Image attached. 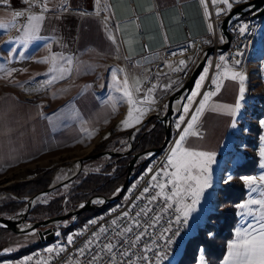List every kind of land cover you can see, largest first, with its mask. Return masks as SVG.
<instances>
[{
    "label": "crops",
    "instance_id": "obj_1",
    "mask_svg": "<svg viewBox=\"0 0 264 264\" xmlns=\"http://www.w3.org/2000/svg\"><path fill=\"white\" fill-rule=\"evenodd\" d=\"M155 1L160 9L171 7L176 3L175 0ZM184 1H189L191 6L196 4L195 0H181V2ZM210 2L209 0L207 9L209 13H211L210 7L216 9ZM72 4L74 0H49V11L44 13L45 19L30 41L25 40L27 18L31 15H40L41 9L24 2L10 3L9 8L0 7V33L5 30L7 32L5 39L14 36L21 47V54L14 60L18 64L15 72L9 74L8 79L0 80V181L17 172L30 176L28 178L30 179L31 172L39 168L52 167L51 169L58 170L57 164L64 159V155L80 149V144H89L91 148L101 144L100 142L106 136L105 127L112 128L116 125L121 128L116 129V134L111 136L109 133L105 137V139L120 140L119 143H121L124 139L122 135L124 131L132 132L156 112L151 108L144 114L139 124L134 127H122L123 121L127 119L129 105L122 99V94L116 91L111 77L114 67L124 68V53L114 26L110 0L100 1L104 9V12L100 10L101 13L96 10L94 0L93 14L86 17L83 13L72 10L70 8ZM200 8L206 17L204 7L201 5ZM195 9H189V13L193 16H196L198 12ZM16 12H21L23 15L17 17L14 15ZM221 17L222 15L218 19ZM107 20L110 21L112 27L107 24ZM110 36L115 37L116 43H113ZM131 37L127 44L128 49L133 52L141 51L142 46L134 38V33H131ZM36 40L38 41L36 58L30 56L26 58V48L34 44ZM46 47L50 57L53 55L73 57L81 54L83 61H90V63L99 59L98 61L103 64V74H97V70L95 74L93 72V76L86 79V89L80 95L77 92L74 99V94L70 91H67L64 96L52 97L49 92L60 88L66 80L61 78L59 72H50L51 62H43L50 61V58L46 56ZM15 52H17L16 49ZM6 56H9V65L13 60L12 50H9ZM63 62V60L58 61L57 67H63ZM92 64L90 66L95 65ZM53 75L57 77L55 80H53ZM118 75L123 80L124 73ZM204 87L205 85L201 88L200 95ZM101 88L110 90L113 93L112 96L115 97L106 98L103 102L98 101L96 92ZM26 94H45L44 102L47 101V103L42 106L38 104L39 101L32 102L33 99L25 98ZM238 95V83L225 80L223 88L211 99L198 121L197 131L200 136L188 137L185 146H191L200 151L215 152L218 155L224 149L232 133L234 121V116L226 114L222 106L234 105L238 100ZM195 99L199 102L201 98L198 96ZM68 104L70 107L67 108L66 113H72L77 118L71 123L72 125L65 126L68 124L62 123L59 119L48 121L45 117L44 113L56 111ZM214 107L216 110H212ZM99 128L102 130L96 134ZM180 131L181 127L179 133ZM85 147L82 146L81 149ZM28 179L25 178L23 181ZM9 260H3L0 264H13L14 259Z\"/></svg>",
    "mask_w": 264,
    "mask_h": 264
},
{
    "label": "rangeland",
    "instance_id": "obj_2",
    "mask_svg": "<svg viewBox=\"0 0 264 264\" xmlns=\"http://www.w3.org/2000/svg\"><path fill=\"white\" fill-rule=\"evenodd\" d=\"M249 1L251 0H242L241 3L234 4L233 7H236L240 4H243ZM20 2H23V1L22 0H13V1L7 0V3H5V0H0V7L9 8L8 5L10 3L15 4V3H20ZM93 3H94V0H93ZM29 6H33V5L30 4ZM92 7H93V4H92ZM70 8L72 10L83 13L85 17L90 16L92 13V10H89V0H74V4H72ZM95 8L97 11L99 10L100 13L101 11L104 12V9H102V5H100V3L97 4L96 0H95ZM226 15L223 14L220 19L217 18V27H218V35H219V43H220L219 45H222L224 42V38H223V41L221 40V37L223 36L220 31V26H221L222 20L225 18ZM247 17L243 19H252L251 16H247ZM253 20H256L258 23V32H257V38L255 41V44L249 50L246 61L242 65V67L239 68L235 66L237 70L242 71L247 77L245 81V87H246L245 97H244V100L241 101L242 107L239 113L236 116H234L233 122L235 123V127L232 126V133L227 139L224 149L218 155L216 154V162L211 166L212 168V187L205 190L199 204L196 206V210L192 212L191 216L189 217L186 232L176 241V245H175L176 249H175L173 258H171L167 262V264H212L207 258L204 249L206 245H208L211 252L218 250L221 244L219 243L218 240L215 241L214 238L220 233H223V237H225L226 232L229 231L228 229H226L225 231V225L227 224V219H228V215L226 214V211L229 212L231 208L232 209L234 207L237 208L236 210L237 223L233 230V237L228 242L226 255L224 259L220 262V264H226V261L228 260L229 245L236 239L237 230L246 229L250 225H255L258 227L259 213H260L259 207L255 205L252 206L253 212L255 213L254 215L248 214V209H241L239 207V205L244 204L248 200L260 199L261 198L260 193L261 191H264V184L258 183V185L254 186L256 190L253 191L244 183L245 178L259 177L261 175H264V157H261V152L264 151V19H253ZM106 22L110 27H112L108 23L110 21L107 20ZM28 24H29V21L27 18V25ZM230 28H229V32H230ZM6 36H7V32L3 30L0 33V43H1L0 45V80H3V78L8 79V75L11 74L12 72H15L16 67H18V64H16L14 60L21 54L20 52L21 47L18 45L19 44L18 40H16L14 36H10L7 39H5ZM231 43H232V39H231ZM37 44H38V41L36 40L34 41V44H31L28 48H26L27 49L26 55H25L26 58L29 56L31 58H36V45ZM217 47H213V48L217 49ZM15 49L17 52H15ZM9 50H12L13 60L8 65L9 56L7 57L6 55ZM45 50H46V56L49 59L50 54L47 52V47ZM216 53L217 51H215L209 57L204 70L200 74L201 76L205 72H207V78L203 82L202 88L204 85L206 86L209 80H212L216 75V73H214L213 77H211L213 74V67H214L212 58ZM218 53H221V52H218ZM70 58L72 59L71 65H67L65 61L63 62L64 63L63 67H67L70 71V74L65 73L63 76H61V78H64L66 81L57 90H51L49 92V94L52 97H55V96L61 97L67 94L66 93L67 91H70L72 92V94H74L73 95L74 96L73 99H74L76 98L77 92H79L78 95H80L82 91L86 89V84H87L86 79H89V76L90 77L93 76V72L95 74V71L97 70L96 71L97 74H101V75L103 74V71H104L103 64L98 61L99 59H97L96 61L93 60L92 62L93 64H92L90 63V61L84 62L81 54H78V55L76 54ZM196 63L193 66H195ZM91 64L92 65L95 64V65L90 66ZM229 65H233V63H229ZM123 67H124L123 69L126 72L124 59H123ZM115 69L116 68L114 67L113 70ZM193 69L194 67L192 68V71ZM137 74H138V71L130 72L129 75L127 74L129 77L130 84H132L134 78H137ZM35 77H37V75H35ZM32 82L33 84H36L34 83L35 81H32ZM197 82H199V79L197 80ZM4 86H7V85H4ZM113 86L115 87L114 83H113ZM183 86L176 89L175 92L180 90ZM104 88H101L96 92V98L100 102H103L106 98L110 97V99H112L115 97V96H112L113 93L110 90H107ZM201 90L202 89H200V91ZM204 92H205V87L200 95V98L202 97ZM44 95L45 94H26L25 98L33 99L34 101L32 102L39 101L38 104L44 106L47 103V101L44 102V100L46 99L44 98ZM171 96H169L167 100ZM167 100L160 107L150 106L152 109L156 111L155 113H152V114H159L163 112L164 106ZM68 107H70V104H68L66 107L64 106L62 108H58L56 111L44 113V115L48 121H55L56 119H59L62 121V123L68 124L65 126H69V125H72L71 123L75 122L77 118H76V115L73 116L72 113H66ZM194 110H193V105H192L191 110L189 111L188 115L184 119V123H185V121L189 117L186 124L184 123L180 124L179 127L177 125L179 122L180 115H183V112L181 111L176 116V118L173 121V131H172V135H171V138L168 144L171 141H174V143L177 142L179 136L183 132V129L186 127L187 123L189 122V119L191 115L193 114ZM159 126H162L164 128V125L162 123H157L156 120L153 119L134 136L133 152H132L133 154L139 153V152H136V147H137L136 138L138 137V135L142 134V136L144 137L145 135L151 133L156 127H159ZM180 127H181V131L179 133ZM105 128H106V131L104 132L106 133V136L109 135V133L112 136V134L117 133L116 129L118 130L121 129L117 127L116 125L113 126L112 128L110 127H105ZM84 130H87V129H84ZM101 130L102 129L100 128L97 129L96 134L99 133ZM121 131H124V130H121ZM126 132L127 131H124V134H122L124 139L121 143H119L120 140L116 141L114 139H111V140L108 138L105 139L106 137L105 136L102 139V142H100L101 143L100 145H104V149L98 153H101L103 151H113V150H117L119 152H125L129 150L130 148L129 135L131 134V132L130 133H126ZM164 139H165V136H164ZM84 141L86 143V139ZM80 146L81 148L82 146L84 147L86 146V147L85 149L80 148L78 150L65 154L64 159L60 163L57 164L59 168L58 170L54 171L49 186L51 185L52 182H55L56 178L59 179V181H57L58 183L70 175V173L68 172V169L71 167V164L74 160L81 158V157H87L89 155L98 154V153L92 154L95 148L89 147V144H80ZM128 159L131 161L132 156L122 157V158L104 157V158H98L96 160H92V161L84 163L82 166L81 173L75 179L71 180L66 185L57 187L52 192H50L48 195L41 198L40 201H38V203L35 205V207L47 206L56 199H62L63 201L62 209L61 211H59L57 215H55V216H62L67 211L76 209L78 206H80L86 201H89L90 199L94 197L104 196L100 194L98 195L90 194L91 192L84 193V191H76V190L77 188H79L82 182L90 175H101L104 177H112V178L115 177L117 170L122 167L121 162L123 160H128ZM140 161L138 162V166L136 168L137 171L135 170V174H134L135 178L137 175L141 173V171L146 169L147 166L151 162L150 161L149 163L143 164L144 159H141ZM54 165H51V166H54ZM127 165H126V175H127ZM53 169H56V168H53ZM37 170L39 171V170H44V169L39 168V169L32 171L31 172L32 177L30 179H28L30 176L24 175L22 172H17V173L12 174L7 179L0 181V209L4 205H7L8 203H12V202L24 203V206H22L16 212H13L11 214L0 213V215L9 217V216L18 214L25 207L26 205L25 200L39 193L37 192L32 196L20 198L16 196L13 192H11L19 184L27 182V181H31L34 177H36V174L34 173ZM229 177L231 179H229ZM25 178L28 180L23 181V179ZM135 178H134V181H135ZM73 194L77 196L85 195V196H89V198L80 200L77 203H74ZM125 194L123 195L122 199L124 198ZM229 196H234L233 198L234 201H238L239 199L241 201L235 204L236 202L230 201V198H228ZM104 197H107V196H104ZM116 204L112 205L111 207L115 206ZM104 208L84 212L76 220L69 218L66 221H64L60 227H57L56 231L57 230L61 231L64 238H68V236L74 237L77 231H79V229L83 225L87 224L89 221L99 216L103 212L102 209ZM33 210L31 211L27 219V223L43 221L47 218H51V217H44L43 215L34 216L32 215ZM0 230H5V229L0 228ZM6 231L7 232L5 233L4 237L2 238L0 242V259L11 257L13 255H18L21 251H24L27 248L35 247V245L39 244V242L43 243V245H46L54 241L53 239L50 242H42L40 240L38 231H33L30 233H25V234L15 233L9 230H6ZM43 245L37 248L39 249ZM37 248L32 249L30 253L32 251L38 250ZM27 255H25L24 257H26ZM24 257H20V258H24ZM20 258L18 259L16 258L14 259V261H18L20 260ZM10 260H13V259H10Z\"/></svg>",
    "mask_w": 264,
    "mask_h": 264
},
{
    "label": "built area",
    "instance_id": "obj_3",
    "mask_svg": "<svg viewBox=\"0 0 264 264\" xmlns=\"http://www.w3.org/2000/svg\"><path fill=\"white\" fill-rule=\"evenodd\" d=\"M195 1L196 4L192 6L196 7L198 12L191 6L189 1L181 2V0H176L175 5L160 9L155 0H139L138 3L143 10L142 13H139L137 6L133 2L126 4L124 0H116V2L110 0L114 18L113 21L115 23L114 26L116 27L124 53L125 69L128 75L130 72L138 71L137 78H139L142 83V91L139 94L140 97L143 98L145 90L151 84H158L160 86L155 90L154 96L156 103L150 105L152 107H160L176 89L185 85L190 77L192 68L194 67L193 65L197 62L203 51L210 47H217L220 44L216 9L210 8L211 20H209L202 13L199 0ZM189 9H195L197 12L196 16L191 15ZM108 23L111 25L110 22ZM209 23L213 25L212 31L208 29ZM244 24L248 25V30L246 33L240 34L239 28ZM168 26L171 27V32L168 31ZM254 30H258V23L253 19H243L231 25V46L226 52H217L213 56L212 61L214 67L211 77H213L214 73L217 71L216 65L221 64V56H224L228 60V63H233L238 59L240 63L236 65V67H242L243 57L245 53L249 51V44L255 42V39H253ZM131 33H134V38H136L142 46L139 52H133L127 47V44L132 38ZM237 52L242 53V55L237 56ZM180 60H185L187 63L185 71L172 72L167 68L166 62L176 65ZM170 83L173 85L172 88L164 90V86ZM212 87L214 86L211 85V80H209L205 86V91ZM197 104L198 100L193 104V110ZM174 144V141H171L158 155H156L152 160V166L148 167V169H152V172L148 171V173H142V178L140 180H135L130 185L124 198L120 202L83 225L73 237L72 244L69 245L67 243V238H64L61 231L57 230L55 231V238H58V245H51V243L43 245V251H32V255L20 258V260L14 261L13 264H24L29 257L32 258L31 264H36L37 260H48L49 264H69V262H71V264H89V260L91 259L90 254L80 256L78 254V249L83 247L88 240H93V251H99V245L94 238L95 234H99L100 243H106L109 240L113 243H119L121 240L134 238V235L139 233L141 229L133 226V219L139 222L142 228L147 227L148 234L145 235L131 251L136 255H141L145 245L151 247L159 245V248H155L157 252L160 248H165V242L163 240H155V244H153V238L163 232L169 219L174 222L175 217L179 215V213H176L172 209L163 213L162 209L165 206V202L160 199L149 205L148 200L151 199V196L157 189H153L149 193H144V188L148 187L151 183V176L166 165L167 157L170 155ZM133 205H135V207H133ZM142 208H151L152 211L149 212L147 216L143 213L137 216L136 214L140 213ZM125 211L129 212V217H123ZM157 214L162 215V220L159 222L158 226L148 227L151 223L150 218ZM112 220H117L118 225L121 226H133V233L117 236L116 232L122 231V227L117 228L116 225H112ZM92 221H95V223H92ZM187 225L188 220L181 225L173 223V230L178 227L180 231L178 236L172 238V245L165 248L167 253L166 257L174 255L176 241L186 232ZM101 228H105L107 233L100 234ZM50 247L56 249L58 254H49L47 249ZM61 247L64 248L65 251L60 252L59 248ZM123 248H128V244L124 243ZM146 255L155 262L156 257L154 253L149 252L146 253ZM166 257L164 260L160 261L159 264H165ZM118 259L120 258L118 257ZM132 259L135 261V256H133ZM106 261L107 256L104 254V261L98 262V264H105ZM135 264H147V262L141 260L135 261Z\"/></svg>",
    "mask_w": 264,
    "mask_h": 264
},
{
    "label": "snow or ice",
    "instance_id": "obj_4",
    "mask_svg": "<svg viewBox=\"0 0 264 264\" xmlns=\"http://www.w3.org/2000/svg\"><path fill=\"white\" fill-rule=\"evenodd\" d=\"M23 2L25 4L38 6L41 9L40 15H31L28 17L29 24L27 25V31L25 32V40L30 41L36 30L40 27L41 22L45 19L44 13L49 11V0H23ZM208 2L209 0H200L201 5L205 9L206 17L211 20V13L207 11ZM241 2L242 0H211V4L216 7L217 18H219L221 14H228L234 4H239ZM5 3H7V0H5ZM96 3L99 4L100 0H96ZM220 5H223V7H220ZM14 15L19 17L23 15V13L16 12ZM208 29L210 31L213 30L212 23L208 24ZM247 30L248 25L244 24L240 26L239 33L244 34ZM109 38L113 43H116L114 36H110ZM221 40L223 41V37H221ZM236 55L240 56L242 53L237 52ZM60 60L65 61L67 65L72 64V59L70 57H57L55 55L50 57V61L45 60L43 62H51L52 67L50 72L52 73L59 72L61 76L65 73L70 74L67 67H57V62ZM220 61L221 64L216 65V75L211 80V85L214 87L203 93L198 106L195 108L189 122L172 148L170 155L167 157L166 165L151 176V183L148 187L144 188V193H149L153 189H157V191L151 196V199L148 200L149 205L160 199L165 202V206L162 209L163 213H166L169 209L179 213V215L175 217L174 222L169 219L163 232L153 238V244H155V240H163L165 242V248L170 247L173 243L172 238L179 235L180 230L178 227L173 230V223L176 225L186 223L192 212L196 210V206L199 204L205 190L212 187L211 166L216 162V153L211 151H200L191 146L186 147L185 142L187 138L190 136H200V133L197 131L198 121L208 107L211 99L223 88L225 80L235 81L239 85L237 102L234 105L226 104L222 106L225 109L226 114L236 116L242 107L241 101H243L245 97V81L247 77L242 71L237 70L235 67L236 65H239L240 61L237 59L233 62V65H229L228 60L224 56L220 57ZM166 66L172 72H183L187 68V63L185 60H180L176 65L166 62ZM118 73H124L123 80L120 79ZM111 77L114 81L116 91L122 94V99L129 105L127 119L123 121L122 127H134L141 122L144 114L151 110L150 105L156 103L154 93L160 86L158 84H151L145 90L143 98H141L139 94L142 91V83L139 78H135L132 84H130L129 77L124 69L113 70L111 72ZM56 78L57 77L53 75V80ZM206 78L207 72L199 77V82L196 83L195 89L190 94V98H188L186 104L182 108L183 115L179 118L178 127L180 124L184 123V119L191 110V106L196 103L195 98L200 96V89ZM172 86L171 83L167 84L164 86V90H169ZM177 103H180V101H177ZM212 110H216V107ZM232 126L235 127L234 122ZM261 157H264V151L261 152ZM148 171L152 172V169H148ZM229 179L231 178L229 177ZM244 183L251 190L255 191L256 188L254 186L258 185V183L264 184V175L245 178ZM260 195L261 198L258 200L251 199L244 204L239 205L241 209H248V214L250 215L255 214L252 206H258L260 209L259 224L258 227L250 225L246 229L237 230L236 239L229 245L228 260L226 261V264H264V191H261ZM83 206L84 205H81V207ZM133 207H135V205H133ZM151 211V208H142L140 213H137L136 215L139 216L143 213L147 216ZM129 216V212L125 211L123 213V217ZM150 219L151 223L148 227H156L162 220V215L157 214ZM92 223H95V221H92ZM111 223L112 225H116L117 228L122 227V231L116 232L117 236L132 234L133 226L135 228H140L141 231L136 233L134 238L121 240L119 243H113L111 240L106 243H100L99 234H95L94 238L99 245V251H93V240H88L83 247L78 249V254L80 256L90 254L91 259L89 260V264H98V262L104 261V254L107 256L105 264H135V261L141 260L147 262V264H159L160 261L165 259L167 255L165 248H160L158 252L155 251V248H159V245H155V247L145 245L142 249L141 255H136L131 251V249L148 234L147 227L142 228L141 224L134 219L132 220L133 226L118 225L117 220H112ZM106 233L107 230L105 228L100 229V234ZM67 243L69 245L73 243L72 236H68ZM124 243L128 244V248H123ZM59 251L62 252L65 251V249L61 247L59 248ZM47 252L49 254H58L57 250L51 247L47 249ZM149 252L154 253L156 257L155 262L146 255V253ZM133 256H135V261L132 259ZM118 257L120 259H118ZM31 261L32 258L29 257L24 264H31ZM36 264H49V261L37 260ZM69 264H71V262H69Z\"/></svg>",
    "mask_w": 264,
    "mask_h": 264
},
{
    "label": "water",
    "instance_id": "obj_5",
    "mask_svg": "<svg viewBox=\"0 0 264 264\" xmlns=\"http://www.w3.org/2000/svg\"><path fill=\"white\" fill-rule=\"evenodd\" d=\"M92 4H93V0H89V10L93 9ZM247 16H251L252 19H264V0H251L249 2L240 4L234 7L225 16L220 26V31L224 38L223 44L219 45L217 49L211 47L203 51L196 65L194 66V69L190 75L188 82L167 100L164 106V111L159 114L150 115L145 121H143L141 125H139L131 132V134L129 135V140H130L129 150L125 152H119L117 150L103 151L96 155H89L87 157H81L74 160L71 166L72 167L77 166V169L72 171V173L64 180L58 183L52 182L47 189L40 191L35 196L25 200L26 205L23 208V210L20 211L18 214L9 217L0 215V228L19 234L38 231L40 240L42 242H50L54 239L55 231L57 227H60L61 224L67 219L71 218L76 220L84 212L101 209L118 203L122 199L128 187L134 181L135 178L134 174L138 166V162L141 159H144L143 164L150 162L152 159L155 158L156 155H158L167 146L173 131V121L176 118V116L182 111L183 106L185 105L187 99L189 98L191 92L193 91V88L196 84L198 77L200 76V74L202 73V71L204 70L207 64L209 57L215 51L224 52L230 48L231 35L229 32V28L231 24ZM177 101H180L178 108H176ZM153 119H155L157 123H162L164 125L165 139L162 145L158 148H153L138 154H133L132 152H133L134 136ZM128 156H132V159L127 165V175L125 181L118 188V190L110 197L97 196L81 204L84 205L83 207H81L80 205L74 210L67 211L62 216H55V217L47 218L43 221L27 223V219L31 211L34 209L35 205L38 203V200L48 195L57 187L66 185L68 182L75 179L81 173L82 166L84 163L104 157L122 158Z\"/></svg>",
    "mask_w": 264,
    "mask_h": 264
},
{
    "label": "trees",
    "instance_id": "obj_6",
    "mask_svg": "<svg viewBox=\"0 0 264 264\" xmlns=\"http://www.w3.org/2000/svg\"><path fill=\"white\" fill-rule=\"evenodd\" d=\"M164 136H165V130L162 126L156 127L151 133L145 135L144 137L142 136V134L138 135V137L136 138V143H137L136 152L140 153L142 151H145L151 148L160 147L164 140ZM103 149H104V145L99 144L95 147L92 154H96L102 151ZM129 161L130 160L128 159V160H123L121 162L122 167L117 170L116 176L113 178L104 177L101 175L88 176L79 186V188H77L76 191H84V193L91 192L90 194H94V195L100 194V195H104L107 197L111 196L119 188V186H121L124 183V180L126 178V165ZM54 171H56V169H47V170L44 169V170H39V171L37 170L34 173L36 174V177H34L31 181H27V182L19 184L11 192H13L16 196L20 198H24V197L32 196L35 193L40 192L42 190H45L51 182ZM87 198H89V196L74 195L73 201L74 203H77L78 201L84 200ZM228 198H230V201L232 202L234 201L233 200L234 196H229ZM240 201L241 200L239 199L238 201H234V202H236L235 204H237ZM62 202H63L62 199H56L47 206H37L33 210L32 215L34 216L43 215L44 217H53L57 215L59 211H61ZM22 206H24V203H16V202L8 203L7 205H4L0 209V213L11 214L19 210ZM110 207L111 206L106 207L102 209V211H105L106 209ZM236 210L237 208L234 207L233 209L231 208L229 212L226 211V214L228 215V219H227V224L225 225V231L226 229H228L229 231L226 232L225 237H223V233H220L214 238L215 241L218 240L219 243L221 244L218 250L211 252L208 245H206L204 249L207 258L212 264H220V262L224 259L226 255L228 242L233 237V230L237 223ZM6 232H7L6 230H0V242ZM41 245H43V243L39 242V244L35 245V247L27 248L26 250L21 251L18 255H13L11 257L0 259V262L3 260H8V259H16V258L18 259L20 257H24L28 253H29L28 255H30L32 253V252L30 253L32 249L37 248Z\"/></svg>",
    "mask_w": 264,
    "mask_h": 264
},
{
    "label": "bare ground",
    "instance_id": "obj_7",
    "mask_svg": "<svg viewBox=\"0 0 264 264\" xmlns=\"http://www.w3.org/2000/svg\"><path fill=\"white\" fill-rule=\"evenodd\" d=\"M115 2H116V0H114ZM124 2L126 3V4H128V3H131V2H133L136 6H137V8H138V11H139V13H142L143 12V10L141 9V7H140V4L138 3L139 2V0H124ZM116 5V4H115ZM116 7V6H115ZM167 19V18H166ZM168 31H170L171 32V27L170 26H168ZM257 32H258V30H254L253 31V39H255V41H256V38H257ZM255 44V42L254 43H250L249 44V50L252 48V46ZM248 53H249V51L247 52V53H245V55H244V57H243V61H242V65L245 63V61H246V58H247V56H248ZM211 59V58H210ZM179 107V103H177L176 104V108H178ZM141 162V161H140ZM149 163V162H148ZM152 166V161L150 162V164L147 166V168L146 169H144L143 171H141V173L139 174V175H137L136 176V178H135V180H140L141 178H142V173H148V167H151ZM144 167V166H143ZM75 169H77V166H71L69 169H68V172L71 174L72 173V171H74ZM139 170V169H138ZM137 171V170H136ZM57 181H59V179L58 178H56L55 179V182L57 183ZM38 201H40V200H38ZM93 220V219H92ZM55 237V236H54ZM51 245H58V238H54V241L51 243ZM36 251H43V246L41 247V248H39L38 250H36ZM30 255H32V253L30 254ZM171 258H173V256H167L166 257V262H165V264H167V262L171 259Z\"/></svg>",
    "mask_w": 264,
    "mask_h": 264
}]
</instances>
